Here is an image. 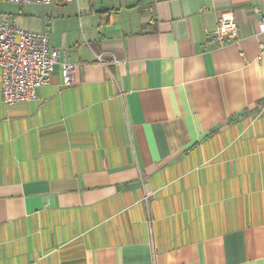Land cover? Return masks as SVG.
Segmentation results:
<instances>
[{"label":"crops","instance_id":"crops-1","mask_svg":"<svg viewBox=\"0 0 264 264\" xmlns=\"http://www.w3.org/2000/svg\"><path fill=\"white\" fill-rule=\"evenodd\" d=\"M23 6L64 52L32 100L0 67V264H264V0Z\"/></svg>","mask_w":264,"mask_h":264},{"label":"built area","instance_id":"built-area-1","mask_svg":"<svg viewBox=\"0 0 264 264\" xmlns=\"http://www.w3.org/2000/svg\"><path fill=\"white\" fill-rule=\"evenodd\" d=\"M15 4H48L53 0H6ZM237 23L232 14H221L217 18L215 29L207 37L221 43L233 40L237 36ZM258 32L264 36V19L258 22ZM49 32H31L16 27L10 20L0 22V67L1 97L5 104L32 100L42 85L50 82L55 65L64 49L52 48L48 42ZM259 47L264 49V41ZM98 61H103L97 55ZM73 64L62 65L63 85H71ZM264 104L261 105V110Z\"/></svg>","mask_w":264,"mask_h":264},{"label":"rangeland","instance_id":"rangeland-1","mask_svg":"<svg viewBox=\"0 0 264 264\" xmlns=\"http://www.w3.org/2000/svg\"><path fill=\"white\" fill-rule=\"evenodd\" d=\"M22 7L24 6L12 2H0V8H2L5 12H11L12 14H15L13 17L20 15V13L22 12Z\"/></svg>","mask_w":264,"mask_h":264}]
</instances>
